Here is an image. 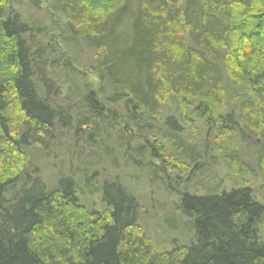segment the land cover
Segmentation results:
<instances>
[{"label": "trees", "instance_id": "1", "mask_svg": "<svg viewBox=\"0 0 264 264\" xmlns=\"http://www.w3.org/2000/svg\"><path fill=\"white\" fill-rule=\"evenodd\" d=\"M49 4L46 23L40 0H0V264H264V206L216 174L251 172L264 142V0ZM60 134L79 163L50 187L31 160ZM151 184L179 196L189 243L144 232Z\"/></svg>", "mask_w": 264, "mask_h": 264}, {"label": "rangeland", "instance_id": "2", "mask_svg": "<svg viewBox=\"0 0 264 264\" xmlns=\"http://www.w3.org/2000/svg\"><path fill=\"white\" fill-rule=\"evenodd\" d=\"M40 5L42 11L39 15L42 17L44 12L49 13L50 11L49 0H40ZM42 18H44L47 23L48 19L45 17ZM82 60L87 66L83 69H79V71L88 77V81L94 89H96L98 84L95 81L93 72L89 70L88 66L90 64L92 65L93 60L90 59L89 56H86ZM69 138L67 134L66 136L60 134L58 140H56L54 144L47 145V150L41 151L37 149L35 152L36 155L33 160H31L32 163L37 164L39 175L50 187L58 177L67 175V171H69L68 168H70L69 166H71L70 169L73 171L79 163V155H77L76 151L74 152L73 149L76 147V144L74 142L70 144L71 140ZM247 143H249V148L246 151L244 150V153L241 155L243 164L248 163V165L251 166V172L247 173L246 168H243L240 161H238L237 166L240 170L236 172V175L231 176L229 171L220 164L217 166L216 174L217 177L222 180L224 190L227 191L232 187L248 186L253 190L256 199L264 206V177H262L261 168L259 169V166H256V163L258 164L257 160L261 155L258 154V152L264 147V142L261 141L260 138L252 135L248 137ZM246 145L247 144H244L243 146ZM30 159H32L31 156ZM85 160L86 158L80 159L81 162ZM241 169H243V171ZM118 173L119 171L116 170L104 169L102 171V176L106 179H113ZM125 174L128 176L134 175L133 173L127 172ZM168 187L172 190L173 183L169 182ZM174 189L177 190V188ZM170 192L173 193L172 191ZM171 193L165 192L161 185L157 187V184H151L149 187L147 186L145 190L141 188L138 189V202L143 207V214L145 216L142 220V227L147 236L154 241L156 247L161 250H170V242L173 240L183 244L189 243V239L193 234L189 221L176 209V206L179 204V196H177L175 192L173 194ZM80 196L81 201H83L87 207L97 212L101 211L102 207L99 198Z\"/></svg>", "mask_w": 264, "mask_h": 264}]
</instances>
